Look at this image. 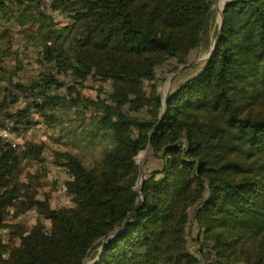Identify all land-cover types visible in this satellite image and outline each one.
<instances>
[{"label": "trees", "instance_id": "obj_1", "mask_svg": "<svg viewBox=\"0 0 264 264\" xmlns=\"http://www.w3.org/2000/svg\"><path fill=\"white\" fill-rule=\"evenodd\" d=\"M216 1L0 0V126L69 164L73 201L36 200L66 232L24 231L10 256L0 233V264H264V0H227L209 41ZM14 153L0 142V228Z\"/></svg>", "mask_w": 264, "mask_h": 264}, {"label": "rangeland", "instance_id": "obj_2", "mask_svg": "<svg viewBox=\"0 0 264 264\" xmlns=\"http://www.w3.org/2000/svg\"><path fill=\"white\" fill-rule=\"evenodd\" d=\"M227 0H217L214 7V13L211 20V27L209 28L207 40H211L215 33V29L218 24H221V14L224 9V3ZM58 22L62 25L68 23L65 16L56 14ZM3 27V26H2ZM13 46L15 45V52H20L19 48L25 50L24 47H20L19 42L13 40L9 42ZM209 45V44H208ZM206 45V46H208ZM207 54L203 50H199L193 53L191 57L192 64L198 63L206 58ZM36 53L33 50L28 51V57L26 59L27 67L24 70L23 75L20 77V81H23L30 75H34L37 72V66L35 61ZM174 64L167 65L159 71V75L162 78H166L169 72L172 71ZM176 74H172L167 81L165 87L161 88V92L168 94L173 85V78ZM88 96L95 97L94 91H87ZM0 128H5L0 126ZM9 128V127H7ZM11 128V127H10ZM33 136L37 140H46L44 135V129L33 130L28 138ZM18 147L14 148L10 144L9 146L14 150L16 159L13 165V175L11 179L10 191L13 193V203L8 207L6 219L0 228V233L3 236L4 248L7 256H10L16 252H23L24 248L21 242V233L24 231H32L34 229H41L44 232L57 231L59 233H65L66 229L63 227L54 228L52 223L44 219L37 210L36 200H47L53 208H72V197L67 193L66 182L70 178V166L67 163L62 165H55L52 161V157L48 155L33 157H27V152L24 150V140L17 133ZM144 164L143 174L147 171L158 168L161 164L155 159L151 158L150 154L147 156V152L141 153L137 162ZM146 164V165H145ZM197 232L193 231L190 238V246L193 251L197 248L196 242Z\"/></svg>", "mask_w": 264, "mask_h": 264}, {"label": "built area", "instance_id": "obj_3", "mask_svg": "<svg viewBox=\"0 0 264 264\" xmlns=\"http://www.w3.org/2000/svg\"><path fill=\"white\" fill-rule=\"evenodd\" d=\"M0 142L10 144L12 147H18L17 132L11 128H0Z\"/></svg>", "mask_w": 264, "mask_h": 264}, {"label": "water", "instance_id": "obj_4", "mask_svg": "<svg viewBox=\"0 0 264 264\" xmlns=\"http://www.w3.org/2000/svg\"><path fill=\"white\" fill-rule=\"evenodd\" d=\"M221 27H220V32H221V29H222V27H223V12H222V14H221ZM219 32V33H220ZM216 43H217V41H216ZM215 50H217V45H215ZM186 68V67H185ZM185 68H182L180 71H183ZM175 77V76H174ZM165 96H167V95H165ZM149 154H150V150H148L147 151V156H149ZM138 164H139V166H140V181L142 180V178H143V167H144V164H143V161L142 162H138Z\"/></svg>", "mask_w": 264, "mask_h": 264}, {"label": "bare ground", "instance_id": "obj_5", "mask_svg": "<svg viewBox=\"0 0 264 264\" xmlns=\"http://www.w3.org/2000/svg\"><path fill=\"white\" fill-rule=\"evenodd\" d=\"M142 161V160H141Z\"/></svg>", "mask_w": 264, "mask_h": 264}]
</instances>
